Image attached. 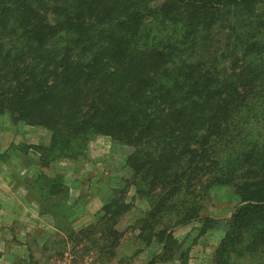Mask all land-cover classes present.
Wrapping results in <instances>:
<instances>
[{
    "label": "trees",
    "instance_id": "1",
    "mask_svg": "<svg viewBox=\"0 0 264 264\" xmlns=\"http://www.w3.org/2000/svg\"><path fill=\"white\" fill-rule=\"evenodd\" d=\"M3 114L50 132L31 146L43 168L85 159L98 136L128 148L130 176L76 239L117 247L139 200L127 230L161 246L147 264H187L175 231L199 223L195 244L217 228L210 190L230 187L212 264H264V0H0ZM31 184L43 201L68 192L60 174Z\"/></svg>",
    "mask_w": 264,
    "mask_h": 264
},
{
    "label": "rangeland",
    "instance_id": "2",
    "mask_svg": "<svg viewBox=\"0 0 264 264\" xmlns=\"http://www.w3.org/2000/svg\"><path fill=\"white\" fill-rule=\"evenodd\" d=\"M49 141L48 130L22 122L14 124L8 114L0 115V186L5 189V193L0 190V195L10 198L5 203L8 211L16 207L13 198L25 202L16 223L0 221V264H147L159 254L158 243L146 248L137 239V231L127 230L146 208L139 200L116 226L123 235L117 247L110 250L99 245L89 246L87 240L81 241L74 235L99 221L104 202L111 196L110 189L119 186V178L130 176L125 165L128 148L114 145L106 136H98L90 142L85 159L58 161L43 168L38 163L39 153L31 146H47ZM13 146H22V149L14 151ZM40 174L49 178L60 174L68 189L65 197L61 191L43 196V201L38 199L37 192H29L27 185L33 186L32 181ZM210 194L207 213L219 220L217 228L195 244L192 241L200 226L197 222L178 228L174 234L178 241L185 243L183 248L189 250L187 264L213 263L215 249L224 236V222L239 203L230 187H213ZM132 195L131 190L129 197ZM59 199L64 207L55 205ZM9 226L11 230H5ZM155 264L181 262L177 258L167 263L156 259Z\"/></svg>",
    "mask_w": 264,
    "mask_h": 264
},
{
    "label": "crops",
    "instance_id": "3",
    "mask_svg": "<svg viewBox=\"0 0 264 264\" xmlns=\"http://www.w3.org/2000/svg\"><path fill=\"white\" fill-rule=\"evenodd\" d=\"M0 190L3 191V193H5V189L1 186H0ZM7 199H10V198H8V197L6 198V197L0 195V221L8 220L9 222H11V224H14L20 219V217L24 211V208H25V202L20 200V199L13 198L12 200H14L13 202L15 203L16 207L14 210L8 211L5 208L6 207L5 203L8 202ZM8 228L5 230L10 231L12 227L9 226Z\"/></svg>",
    "mask_w": 264,
    "mask_h": 264
}]
</instances>
